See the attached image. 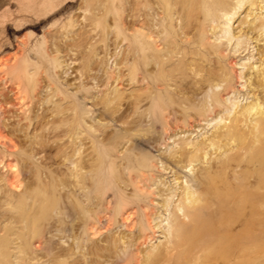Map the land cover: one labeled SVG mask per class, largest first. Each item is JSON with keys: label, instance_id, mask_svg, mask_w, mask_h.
<instances>
[{"label": "bare ground", "instance_id": "6f19581e", "mask_svg": "<svg viewBox=\"0 0 264 264\" xmlns=\"http://www.w3.org/2000/svg\"><path fill=\"white\" fill-rule=\"evenodd\" d=\"M114 3L117 17L113 19V44L119 47L125 41L128 48L116 60L119 71L108 80L118 86L137 85L142 93L135 100L123 98L117 89L106 94L101 102L105 111L102 116L122 121L127 127L118 134L104 130L102 140L92 132L93 126L85 137L77 134L80 119L85 118L78 109L67 120L58 119L64 113L60 108L55 114H49L48 109L32 118L35 128L42 123L51 125L38 141L44 150V168L36 165L26 171L33 177V184L18 183L16 188H22V194L17 199L12 196L18 206L3 211L0 208L2 217L12 215L17 222H25L23 237L16 239L20 240V261L258 264L260 255H264V0ZM242 9L247 13L239 22L240 30L232 35L229 25L238 14L241 17ZM209 33L215 43L209 40ZM222 38L226 42L217 43ZM252 41L258 46L260 65L256 70L252 66L253 72L249 70L246 77L241 74L237 78L246 79L254 99L241 107L226 106L224 95L235 91V80L224 64L227 57L232 59V55H225L226 47L233 44L234 56L241 55ZM128 116L132 119L126 120ZM145 122L149 130L160 129L171 137L195 127V123L210 126L215 122L211 136L198 142L181 138L169 159L160 158L161 169L170 171L181 188L180 192L157 188L161 198L157 207L150 200L155 192L149 184L155 174L161 175L158 161L149 153L137 151L145 143L154 145L158 138L145 135L127 148V153L137 154L132 161L124 160L121 165L117 161V149L123 146V140L131 135L134 125ZM56 137L64 141L60 147L62 162L59 167H47L46 154L52 151L47 143ZM0 138L8 140L4 134ZM9 142L16 146L19 141L11 138ZM18 155L31 160L27 153ZM196 164L208 166H201L195 173ZM16 175L20 176L19 170ZM28 199L33 204L22 215ZM32 211L41 214L34 222ZM59 214L63 216L54 220ZM119 226L124 230L113 233ZM53 231H68L71 243L57 250L52 240L46 239L39 251L42 257L38 258L32 243ZM0 232L7 235L10 228L1 227ZM157 232L165 241L143 251V245ZM122 255L125 258L118 261Z\"/></svg>", "mask_w": 264, "mask_h": 264}, {"label": "rangeland", "instance_id": "374dc122", "mask_svg": "<svg viewBox=\"0 0 264 264\" xmlns=\"http://www.w3.org/2000/svg\"><path fill=\"white\" fill-rule=\"evenodd\" d=\"M116 10L114 0H0V135H7L8 139L0 138L1 211L8 206H18V201L12 196L17 199L22 194V188L21 190L16 188L20 181L23 184H33V177L31 178L26 171L28 172L36 165L44 168L42 163L44 150L38 141L42 131L49 129L51 125L42 123L41 127L35 128V122L32 120L35 115H41L43 111L47 113L48 109H50L49 114H55V109L60 108L64 113L58 119L67 120L76 113L74 109H78L79 114L85 118L80 119L81 126L77 130V134L80 137H85L90 131V127L93 126L92 132H97L99 140H102V132L106 129L113 134H118L127 127L122 121L102 116L105 111L101 102L105 99L106 94L117 89L118 93H123V98L135 100V96L142 93L137 85L118 86L108 80V76L119 71L120 68L116 64V60L120 59L128 48L125 41L119 44V47L113 44L115 29L113 19L117 17ZM123 11L124 7L121 12L123 13ZM246 13L247 11L242 9L241 17L238 18V14L231 21L229 31L232 35L240 30L239 22L244 19ZM251 19L249 17V20ZM123 25L122 23V27ZM208 38L212 43H215V38L210 33ZM225 42L226 39L222 38L217 43ZM227 54L232 55V59L227 57L224 64L229 68L231 76L235 80V91L225 94L223 101L226 106L238 105L241 107L254 98L246 79H239L237 75L243 74L246 77L252 66L256 70V67L260 65L258 46L252 41L247 45V50L244 53L234 56L233 44H231L226 47L225 55ZM252 72L253 70H250V73ZM213 90L209 89V92ZM218 90L220 91L222 88ZM22 100L23 103H21ZM125 102L126 100L122 103L125 104ZM26 103L28 105L24 107L23 105ZM115 104V102L111 104V107H114ZM28 107L30 111L26 112ZM224 109L222 108V110ZM131 119V116L126 118V120ZM147 124L145 122L142 125H134L131 135L123 140V146L117 149V161L118 165H121L124 160L132 161L138 152L149 153L155 157L161 175L155 174L149 185L151 191L155 192L150 200L153 206L157 207L158 202L161 201L157 195L159 189L180 192L179 188H181L173 174H169L170 171L164 172L161 169L160 158L169 159L171 150L176 147V143L181 138L190 137L191 141L198 142L211 136L215 122L210 126L204 122L195 123V127L188 131L177 132L172 137L170 133L165 134L160 129L149 130ZM147 134L158 138V141L154 145L145 143L140 146L137 154L127 153L129 146L136 145L137 141L144 139ZM160 137L162 138L160 139ZM11 138L19 141L16 146L9 142ZM61 140V137H56L47 143L49 147L52 146V151L49 150L46 154L49 156V160L47 162L43 160L48 164L47 167L50 165L60 166L62 162L60 147L64 142ZM22 153L31 155V160L26 161L18 155H22ZM215 156L213 155L212 159ZM19 161L21 164H17ZM24 162H26V166L25 172L22 174ZM14 166H16V170L12 172ZM201 166L208 165L196 164L195 173ZM18 170L20 176L16 175ZM46 172L50 174L51 170L47 168ZM146 174L152 173L147 172ZM192 174L193 171L190 175ZM47 181L49 180L47 179ZM32 204V200L28 199L27 207H24L20 213L24 215L29 205ZM33 212H30L31 222L36 221L38 216L41 217V214ZM10 216L2 217L0 215V228H10L7 235L0 232V264H23V260L20 261L22 255L17 249L20 240L16 239L23 237L25 222H17L12 215ZM62 216L59 214L54 220ZM164 218L165 216H163ZM166 219L171 221L168 216ZM167 220L164 222L165 224ZM122 230L124 228L119 226L113 233L116 231L120 233ZM68 234V231L64 233L53 231L45 234L44 238L34 241L32 247L37 251V257H42L39 251L45 247L42 242L46 239L52 240L54 249L59 250L63 246L67 247L71 243ZM164 241V235L157 232L143 245V251H149L152 246L162 245L161 243ZM124 258L125 255H122L117 260L123 261ZM27 261H29L28 264H41V262L37 263V260L27 259ZM42 261H45V258H42ZM258 264H264V255H260Z\"/></svg>", "mask_w": 264, "mask_h": 264}]
</instances>
